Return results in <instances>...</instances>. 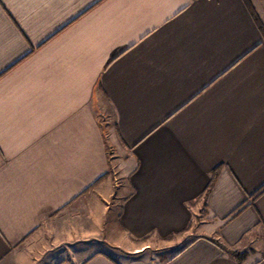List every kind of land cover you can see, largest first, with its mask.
I'll use <instances>...</instances> for the list:
<instances>
[{"label":"crops","instance_id":"crops-1","mask_svg":"<svg viewBox=\"0 0 264 264\" xmlns=\"http://www.w3.org/2000/svg\"><path fill=\"white\" fill-rule=\"evenodd\" d=\"M181 236L157 264H264V37L242 0H0V264H155L65 250Z\"/></svg>","mask_w":264,"mask_h":264},{"label":"rangeland","instance_id":"rangeland-1","mask_svg":"<svg viewBox=\"0 0 264 264\" xmlns=\"http://www.w3.org/2000/svg\"><path fill=\"white\" fill-rule=\"evenodd\" d=\"M173 243L174 246L172 245ZM186 243H188V238L185 236L170 238L166 242L154 241L151 243L147 239L134 241L131 247L116 246L110 243L96 245L93 241H86L71 245L65 251L70 254L69 258L78 259L79 261L84 260L88 255L97 251L116 261L144 259L157 264L160 260L170 257Z\"/></svg>","mask_w":264,"mask_h":264},{"label":"trees","instance_id":"trees-1","mask_svg":"<svg viewBox=\"0 0 264 264\" xmlns=\"http://www.w3.org/2000/svg\"><path fill=\"white\" fill-rule=\"evenodd\" d=\"M244 6L246 7L248 13L256 23V26L258 27L260 33L262 34V37H264V23L261 22L259 19L252 3L250 0H242ZM215 177V174L212 176V180ZM232 258H234L238 263L241 262L242 259L245 258L246 253L245 252H233V251H227L224 249Z\"/></svg>","mask_w":264,"mask_h":264}]
</instances>
